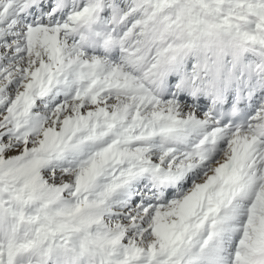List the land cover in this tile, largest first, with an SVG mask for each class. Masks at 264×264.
I'll list each match as a JSON object with an SVG mask.
<instances>
[{
  "label": "snow or ice",
  "instance_id": "1",
  "mask_svg": "<svg viewBox=\"0 0 264 264\" xmlns=\"http://www.w3.org/2000/svg\"><path fill=\"white\" fill-rule=\"evenodd\" d=\"M0 264H264V0H0Z\"/></svg>",
  "mask_w": 264,
  "mask_h": 264
}]
</instances>
